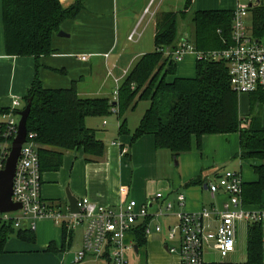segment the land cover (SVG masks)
<instances>
[{"label": "trees", "instance_id": "1", "mask_svg": "<svg viewBox=\"0 0 264 264\" xmlns=\"http://www.w3.org/2000/svg\"><path fill=\"white\" fill-rule=\"evenodd\" d=\"M82 2L76 0L65 7L59 0H1L4 54L35 59L51 54L53 36L58 34L63 22L76 18L83 8ZM188 5L189 2L186 7ZM232 13L230 10L194 11L189 20L192 31L187 40L197 52L227 49L232 43ZM249 13L248 27L252 36L264 40V0L250 7ZM178 14L185 18V12ZM178 14L159 16L155 50L135 62L119 84L117 102L108 98H80L74 84L63 90L46 89L35 76L24 101L32 98L27 133L35 135L40 171L42 175L58 172L64 154L70 151H80L88 162L103 157L105 145L96 138L95 130L86 126L89 118L106 119L115 115L120 121L118 134L130 135V145L144 136H151L156 150L168 151L174 158L190 152L194 139L200 149L205 136L237 134L239 151L235 158L252 161L251 168L256 176L253 182H243L244 203L264 208V127L257 121L245 124L240 120L238 95L230 88L224 61H195L193 78L176 77L177 63L165 57L163 51L175 48L180 41ZM254 94L258 104H262L264 93ZM140 102H148L149 107L131 133L125 115L135 111ZM113 108L117 110L115 114L111 112ZM200 184H203L200 177L189 183ZM145 224H140L131 235L138 251L147 245ZM62 231L65 238L68 232ZM12 235L31 243L35 239L32 231L0 224V255ZM246 244L247 264H262L259 226H249Z\"/></svg>", "mask_w": 264, "mask_h": 264}, {"label": "crops", "instance_id": "2", "mask_svg": "<svg viewBox=\"0 0 264 264\" xmlns=\"http://www.w3.org/2000/svg\"><path fill=\"white\" fill-rule=\"evenodd\" d=\"M59 1L67 7L73 5L76 0ZM182 1L83 0V8L76 18L60 25L59 32L67 36L58 37V34H55L51 44L52 53L35 59L33 57H9L4 54L0 0V122L2 121V114L11 107L12 97L24 99L35 76L46 89L63 90L74 84L80 98L111 99L116 88L115 82L121 84L141 56L154 52V36L159 16L166 13L178 14L180 11L178 9L180 7L183 9L186 6V4L181 5ZM187 2H189L188 7H191L193 2ZM236 4L237 2L235 7ZM235 7L233 9L223 7L222 10L234 11ZM146 9H148L147 13H145ZM134 30H136L137 35L134 40L129 41L128 37ZM179 38L180 41L187 40L188 36L182 34ZM81 56L88 57V60L86 62L81 61ZM194 75L195 58L190 54L182 62L177 63L176 77L193 78ZM255 95L252 94L250 99L256 100ZM256 103L258 102L256 101ZM261 106L264 109V102ZM148 107L149 103L139 118L137 127ZM135 111L129 112V115ZM112 118L113 116L106 119L89 118L86 120V126L95 130L96 138L103 143H105L106 138L101 137V135L111 129L112 133L117 135L119 142L111 141L109 147L105 149L103 157L90 162L85 159L80 151L66 152L60 168L62 175L59 179L57 178L58 172L42 175L41 197L44 201L56 204L62 209L68 207L66 193H64L66 186L68 192L76 199L87 198L95 204L111 208H116L121 200L125 199H133L141 204L153 198L147 189V185H150L149 182L152 180L148 182L149 184L146 183L141 187L134 186L135 172L131 171L129 167L130 162L128 163L126 159L128 152L123 144L125 142L130 143L131 136H120L118 134L120 121L115 117L117 122L113 124L110 121ZM127 118L129 116L125 117L128 125ZM104 122L106 124H103ZM137 127L130 130L127 126L131 133ZM233 136L238 135L205 136L202 138L201 146H204L205 138L208 137L216 138L215 140L218 142L225 140L230 143L235 138ZM152 140L155 149L154 139ZM237 140L239 147V137ZM117 146L119 148L114 152L112 148ZM238 151L231 156L233 159H235ZM223 170L218 169L214 176L219 175ZM193 173L195 174V172ZM63 175L64 177H62ZM65 175L67 176L66 180ZM189 177L188 179L197 176ZM247 178L246 180L242 179L243 182L256 180L253 171L252 175ZM192 179L194 180V178ZM189 186L191 187L186 188L184 193H180L179 191L182 189L179 188L180 183L172 182V185H165L167 192L165 197L175 203L177 195H183L185 205L182 211H198L204 207L201 200L203 195L201 190L206 191V188L202 184ZM122 187L127 189L126 194L120 192ZM209 196L211 198L209 205L215 202L216 198L218 200V197L213 198L210 194ZM262 202L264 206V193ZM174 209L179 211L177 206ZM24 226L21 230L29 231L27 223ZM32 232L35 238L32 243L20 240L15 235L10 236L5 244L4 253L0 255V264H72L74 255L82 249L83 229L78 237L73 230L68 232L64 238L61 227L50 220H39L36 222L35 231ZM152 235L159 237L157 233H152L150 236ZM244 235L242 232L239 234V253L235 255L242 256L244 254L247 258V235H245L244 245L241 240ZM150 236L145 237L147 244ZM165 238H162V242L160 241L164 251L167 235ZM134 253L136 255L139 253L138 248L137 252L134 251ZM173 257L178 264V257ZM101 261L108 264L105 260ZM95 262L99 261L87 258L82 264H94Z\"/></svg>", "mask_w": 264, "mask_h": 264}, {"label": "built area", "instance_id": "3", "mask_svg": "<svg viewBox=\"0 0 264 264\" xmlns=\"http://www.w3.org/2000/svg\"><path fill=\"white\" fill-rule=\"evenodd\" d=\"M258 1L236 0L231 23L232 43L227 49L197 52L188 40L183 39L175 48L164 49V56L176 63L182 62L190 54L195 61L222 60L227 67L230 88L235 94L264 93V40L254 38L248 27L249 8ZM242 2H246L245 6L241 5ZM136 35L134 30L128 40H134ZM80 60L86 62L88 57L81 56ZM115 83L111 100L117 102L119 84L117 81ZM21 106V99L14 96L11 107L2 114L0 170L5 167L11 143L17 134V113ZM111 112L115 114L117 110L113 108ZM34 138L35 135L27 133L12 181L11 200L20 205V209L0 213V224L21 229L27 223L29 231H35L39 220H50L67 232L83 227L82 249L74 255L72 264H82L87 258L105 260L108 264H129L127 254L134 253L136 246L131 235L144 222L145 237L166 230L165 250L169 255L178 257V264H247V258L235 262L228 261V258L239 253V234L247 235L249 226L257 225L261 228L264 264V208L250 207L244 203L243 180L238 172L223 170L213 182L204 184L206 191L213 198L218 197V200L216 198L215 202L198 211H182L185 205L183 195H177L174 203L157 193L150 201L141 204L133 199L121 200L116 208L80 198L76 202L78 213L72 214L69 207L62 209L42 199V173ZM120 192L126 194L127 189L122 187ZM175 206L179 207V211H175ZM212 255L219 256L221 260L204 261L205 256Z\"/></svg>", "mask_w": 264, "mask_h": 264}, {"label": "rangeland", "instance_id": "4", "mask_svg": "<svg viewBox=\"0 0 264 264\" xmlns=\"http://www.w3.org/2000/svg\"><path fill=\"white\" fill-rule=\"evenodd\" d=\"M187 1L193 2L191 7H180L179 12H185V18H181V15H177L178 19V37L184 34L188 36L192 31V26L189 22L191 15L196 10H222L224 8L233 9L235 7L236 0H183L181 5H185ZM246 2H242L241 5L245 6ZM180 5V6H181ZM232 7V8H231ZM191 11V12H190ZM251 95H238V113L240 120L245 124H251L257 121L264 127V109H262V104L256 103V100L250 99ZM21 99V97H19ZM21 109L24 108L25 101L21 99ZM148 103L141 102L136 111L129 115L128 112L125 117H128V128L134 130L137 127L138 120L147 108ZM113 124L116 123L115 115L110 120ZM263 121V123H262ZM243 124V123H242ZM243 124V126L245 125ZM101 137L106 138L104 141L105 149L109 147L111 141L118 143V137L116 134L112 133V130H107L106 133L102 134ZM230 143L225 140L216 141V138L208 137L205 138L204 146L199 150L196 146L195 139L192 141L191 151L187 154H181L174 158L168 151L165 150H155L153 147V138L150 136L144 137L138 140L135 144L130 145V143H123L126 146L128 155L126 156L127 162H130L131 171L135 172L134 176V186L147 185L148 192L150 196L154 197L157 193L166 196L167 192L165 185H172V182L180 183V193H184L186 188H190L189 181L192 178L200 177L203 180V184H208L215 180L214 173L218 169H224L229 171L238 172L243 180L248 179L252 175L251 165L252 161H241L237 158L233 159L231 156L238 151V136H233ZM124 142V141H123ZM202 145V142H201ZM112 148L113 151L118 150ZM214 168V169H213ZM213 169V170H212ZM61 170V169H60ZM58 171L57 178L61 177V171ZM195 172V174L193 173ZM189 176H197L192 177ZM64 177V175L62 176ZM67 176L65 175V180ZM152 180V182H149ZM149 182V183H148ZM182 186V187H181ZM68 187L64 188V193ZM203 195L201 200L204 207H208L211 202L209 193L201 190ZM83 227H77L74 231L76 236L81 234ZM166 231L161 234L150 236L148 239L147 247L140 249L139 253L129 252L127 254V259L129 264H177L175 257L169 255L164 248H161L160 241L166 239ZM163 238V239H162ZM242 243H245V235L241 238ZM167 242V240H166ZM163 247V246H162ZM240 258H245L242 256H231L228 261L235 262ZM219 256H205V262L220 261ZM94 264H105L103 261L95 262Z\"/></svg>", "mask_w": 264, "mask_h": 264}, {"label": "water", "instance_id": "5", "mask_svg": "<svg viewBox=\"0 0 264 264\" xmlns=\"http://www.w3.org/2000/svg\"><path fill=\"white\" fill-rule=\"evenodd\" d=\"M62 32L58 33V37H65ZM32 98H28L24 108L18 111L17 115L18 128L16 137L11 143V149L3 170H0V213L15 212L20 209V205L15 204L11 200L12 196V181L15 173V167L20 155L21 147L26 141L27 136V119L30 114ZM66 198L70 213H78L76 207L77 199L73 197L68 190H66ZM134 251L137 252V247H134Z\"/></svg>", "mask_w": 264, "mask_h": 264}]
</instances>
